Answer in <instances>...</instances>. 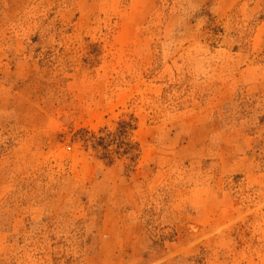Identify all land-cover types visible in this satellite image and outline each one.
<instances>
[{
    "label": "rangeland",
    "instance_id": "374dc122",
    "mask_svg": "<svg viewBox=\"0 0 264 264\" xmlns=\"http://www.w3.org/2000/svg\"><path fill=\"white\" fill-rule=\"evenodd\" d=\"M0 264H264V0H0Z\"/></svg>",
    "mask_w": 264,
    "mask_h": 264
},
{
    "label": "trees",
    "instance_id": "16d2710c",
    "mask_svg": "<svg viewBox=\"0 0 264 264\" xmlns=\"http://www.w3.org/2000/svg\"><path fill=\"white\" fill-rule=\"evenodd\" d=\"M122 127L125 129L127 127H130V124L129 123H125V124L122 125Z\"/></svg>",
    "mask_w": 264,
    "mask_h": 264
}]
</instances>
